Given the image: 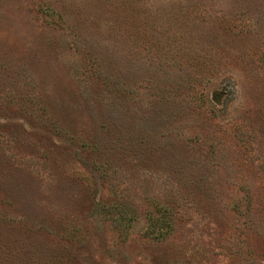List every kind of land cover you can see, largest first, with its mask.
<instances>
[{
	"label": "rangeland",
	"instance_id": "1",
	"mask_svg": "<svg viewBox=\"0 0 264 264\" xmlns=\"http://www.w3.org/2000/svg\"><path fill=\"white\" fill-rule=\"evenodd\" d=\"M0 264H264V0H0Z\"/></svg>",
	"mask_w": 264,
	"mask_h": 264
}]
</instances>
